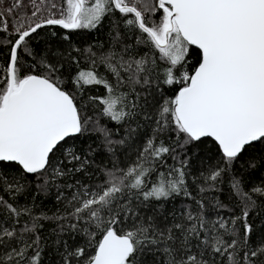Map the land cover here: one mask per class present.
Listing matches in <instances>:
<instances>
[{
    "label": "snow or ice",
    "instance_id": "obj_1",
    "mask_svg": "<svg viewBox=\"0 0 264 264\" xmlns=\"http://www.w3.org/2000/svg\"><path fill=\"white\" fill-rule=\"evenodd\" d=\"M106 19L107 46L71 43ZM45 28L62 30L50 34L63 52L33 47ZM0 34V264H44L43 220L67 222L52 241L59 264H264V242L250 244L264 177L236 171L264 154V0H0ZM91 134L110 166L96 165ZM208 140L219 159L196 184ZM51 187L67 204L48 216L35 198ZM177 198L185 207L165 212Z\"/></svg>",
    "mask_w": 264,
    "mask_h": 264
},
{
    "label": "trees",
    "instance_id": "obj_2",
    "mask_svg": "<svg viewBox=\"0 0 264 264\" xmlns=\"http://www.w3.org/2000/svg\"><path fill=\"white\" fill-rule=\"evenodd\" d=\"M117 19H119V14H117ZM56 31L57 33H62V30L59 28L50 29L45 28L39 32V36L36 38V40L33 43V47H35L38 51L44 48H55L57 49V54L59 52H63L67 47L68 43L67 41H64L62 39V36H51L52 31ZM123 26L121 25V33L123 36L124 33ZM113 32V27L110 21L107 19L104 22L103 27L99 31H93L89 32L87 30L80 31L77 33L72 34V40L71 43L75 47L80 48H86L88 45H96L98 43L105 44L107 46V42L111 39L110 33ZM7 37L4 34H0V43H6ZM7 47L0 48V67H3L6 60H7ZM101 92H103V89H100ZM101 123H107V126L110 128H116L117 125L114 124V122L106 121L105 119L101 120ZM141 125L144 124L143 119L140 120ZM134 128L136 127L135 124L132 125ZM138 131H141L142 133H149L151 131L150 127L139 129ZM121 132H123V129H121ZM87 143H91L92 146L96 150L95 154V160L96 165L103 168L105 166H110L112 161V155L106 147L103 145L102 137H98L96 134H91L90 138L87 140ZM212 148V141L208 140L205 147H202L198 151V156H193V161L191 164V172L193 176L197 177L196 184L199 183V172L203 170L204 168L213 165L216 163V161L219 159L217 156L216 159H210L214 155L212 151H208V149ZM118 154L122 155V160L124 162L127 161L128 155L131 153H124V148L118 149ZM255 158L257 167L255 169H248L247 168V161L249 159ZM261 164H264V154H262L259 150L253 151L250 155H246L237 165H236V171L243 174V178L245 181H257V177H264V169L261 168ZM12 176H16V172L11 173ZM102 175L97 172L96 173V182H99L102 180ZM28 180V188L27 191L24 192L21 196L18 197L20 203L26 204L31 203L33 199V191L36 186V180L32 176L27 177ZM196 184H193V190H195ZM225 191L227 190V185L222 186ZM64 191V197L70 198L72 195V190L68 189H62ZM5 194V193H0ZM6 198L7 197V194ZM57 190L55 187H51L48 192L46 193H40L35 198V204L37 205L36 211H43L48 216H52L54 213H63L66 209L67 201L64 198H61L60 200L56 199ZM213 193H206L205 196L208 199H211ZM185 207V203L181 202V198H177L176 200H173L171 202H168L164 206L165 212H178L179 210L183 209ZM210 211V210H209ZM254 231L250 238V244L256 245L261 242H264V214L261 216L254 217ZM169 220H171V217L169 216ZM44 227L41 230L42 237L46 238L47 240V247L44 252V264H59V256L57 254H54V246L52 245V241L56 239V232L58 231V224H65L67 225L66 221H55V220H43L42 221ZM65 239H68V236H64ZM99 238V237H97ZM84 237L78 235L76 237L77 243H82ZM71 242V241H70ZM89 251H93L92 249H89ZM151 259V257H149Z\"/></svg>",
    "mask_w": 264,
    "mask_h": 264
}]
</instances>
